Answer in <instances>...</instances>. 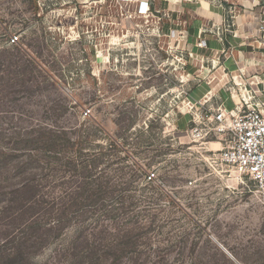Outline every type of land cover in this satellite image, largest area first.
Wrapping results in <instances>:
<instances>
[{"label": "rangeland", "instance_id": "374dc122", "mask_svg": "<svg viewBox=\"0 0 264 264\" xmlns=\"http://www.w3.org/2000/svg\"><path fill=\"white\" fill-rule=\"evenodd\" d=\"M241 3L0 0V264H264V196L200 131Z\"/></svg>", "mask_w": 264, "mask_h": 264}, {"label": "crops", "instance_id": "0c3cea01", "mask_svg": "<svg viewBox=\"0 0 264 264\" xmlns=\"http://www.w3.org/2000/svg\"><path fill=\"white\" fill-rule=\"evenodd\" d=\"M235 10L234 30L229 31V35L223 33L216 42L203 36L209 46H217L218 51L216 57L211 55L209 58H212L214 71H208L214 80L205 84L207 96L218 99V105L221 104L226 110H233L235 104L240 105L242 98H251L248 104L263 109L264 34L261 36L259 26L264 18V8L254 3H241ZM228 79L235 87L227 85Z\"/></svg>", "mask_w": 264, "mask_h": 264}, {"label": "built area", "instance_id": "2783aa9c", "mask_svg": "<svg viewBox=\"0 0 264 264\" xmlns=\"http://www.w3.org/2000/svg\"><path fill=\"white\" fill-rule=\"evenodd\" d=\"M116 1L126 4L131 0ZM135 13L148 17L151 13L149 3L140 1ZM260 29L264 32V26ZM200 121L206 122V127L200 129L205 136H220L222 148L217 155L212 154V160L232 168L240 178H247L255 192L264 196V106L263 109L253 107L242 98L234 110L220 107L209 116L207 113L201 115Z\"/></svg>", "mask_w": 264, "mask_h": 264}]
</instances>
